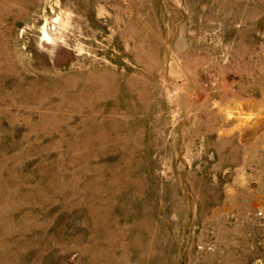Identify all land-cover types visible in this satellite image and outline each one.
<instances>
[{"label": "rangeland", "instance_id": "1", "mask_svg": "<svg viewBox=\"0 0 264 264\" xmlns=\"http://www.w3.org/2000/svg\"><path fill=\"white\" fill-rule=\"evenodd\" d=\"M0 264H264V0H0Z\"/></svg>", "mask_w": 264, "mask_h": 264}]
</instances>
